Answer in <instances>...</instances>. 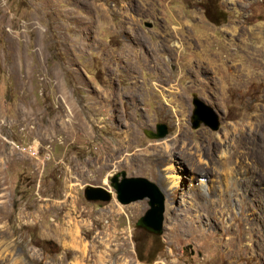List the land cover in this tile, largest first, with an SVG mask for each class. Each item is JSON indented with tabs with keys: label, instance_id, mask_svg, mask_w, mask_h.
Wrapping results in <instances>:
<instances>
[{
	"label": "rangeland",
	"instance_id": "374dc122",
	"mask_svg": "<svg viewBox=\"0 0 264 264\" xmlns=\"http://www.w3.org/2000/svg\"><path fill=\"white\" fill-rule=\"evenodd\" d=\"M0 264H264V0H0Z\"/></svg>",
	"mask_w": 264,
	"mask_h": 264
},
{
	"label": "water",
	"instance_id": "95a60500",
	"mask_svg": "<svg viewBox=\"0 0 264 264\" xmlns=\"http://www.w3.org/2000/svg\"><path fill=\"white\" fill-rule=\"evenodd\" d=\"M143 25L149 27L148 24ZM191 105V129H197L202 125L211 131H216L219 123L211 108L194 95H192ZM144 134L149 139H162L167 134V128L164 124H156L154 132L146 131ZM108 186L112 193L101 186L87 185L83 189L82 196L88 202H107L113 194L115 200L121 205L145 199L148 208L137 219L135 227L154 236L161 234L164 195L157 185L143 177H127L124 171H120L109 177Z\"/></svg>",
	"mask_w": 264,
	"mask_h": 264
},
{
	"label": "trees",
	"instance_id": "16d2710c",
	"mask_svg": "<svg viewBox=\"0 0 264 264\" xmlns=\"http://www.w3.org/2000/svg\"><path fill=\"white\" fill-rule=\"evenodd\" d=\"M137 257H138V254H137ZM138 259H139V261L142 260L140 257H139ZM152 259H153V258H152ZM152 259L147 260V262L150 263V262L152 261Z\"/></svg>",
	"mask_w": 264,
	"mask_h": 264
},
{
	"label": "bare ground",
	"instance_id": "6f19581e",
	"mask_svg": "<svg viewBox=\"0 0 264 264\" xmlns=\"http://www.w3.org/2000/svg\"><path fill=\"white\" fill-rule=\"evenodd\" d=\"M159 188V187H158ZM160 189V188H159ZM161 190V189H160ZM161 192H162V190H161Z\"/></svg>",
	"mask_w": 264,
	"mask_h": 264
}]
</instances>
